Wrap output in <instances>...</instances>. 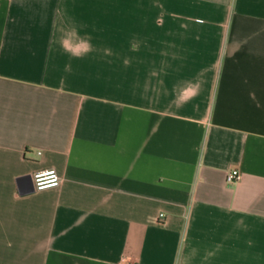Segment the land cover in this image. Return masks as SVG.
<instances>
[{
  "label": "crops",
  "instance_id": "crops-1",
  "mask_svg": "<svg viewBox=\"0 0 264 264\" xmlns=\"http://www.w3.org/2000/svg\"><path fill=\"white\" fill-rule=\"evenodd\" d=\"M0 264H264V0H0Z\"/></svg>",
  "mask_w": 264,
  "mask_h": 264
},
{
  "label": "built area",
  "instance_id": "built-area-1",
  "mask_svg": "<svg viewBox=\"0 0 264 264\" xmlns=\"http://www.w3.org/2000/svg\"><path fill=\"white\" fill-rule=\"evenodd\" d=\"M240 179V172L238 169L231 170L227 174V181L235 183ZM33 180L37 189H45L48 187L59 186L63 178L55 168L45 169L33 175Z\"/></svg>",
  "mask_w": 264,
  "mask_h": 264
}]
</instances>
